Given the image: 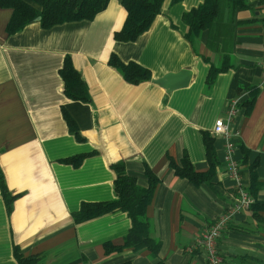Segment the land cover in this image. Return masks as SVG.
<instances>
[{
  "label": "crops",
  "instance_id": "1",
  "mask_svg": "<svg viewBox=\"0 0 264 264\" xmlns=\"http://www.w3.org/2000/svg\"><path fill=\"white\" fill-rule=\"evenodd\" d=\"M204 1L164 0L151 27L128 42L115 38L127 18L120 0H110L92 20L51 28L34 21L14 34L7 32L13 10L0 6V168L17 195L8 211L0 187V264H19L16 246L37 255L38 264H205L197 241L238 193L227 173L225 141L213 128L233 99L248 96L240 86L259 93L252 111L240 110L230 124L239 132L235 157L242 185L249 191L255 174L257 200L264 202V0H245L243 8L222 0L214 24L191 42L183 15ZM112 55L149 69L151 79L127 81ZM66 56L88 88L87 101L63 92ZM212 65L227 69L208 88ZM185 69L192 76L184 86L158 82ZM64 111L86 140L70 131ZM204 132L215 138L218 165L210 183L196 186L171 163L187 155L196 171L207 172ZM79 154L88 155L80 166L63 161ZM119 161L143 187L146 167L159 179L147 209L161 243L157 254L106 251L107 244H124L132 226L127 212L75 222L82 203L116 198L111 164ZM259 215L251 209L233 217L218 240L223 264H264V211Z\"/></svg>",
  "mask_w": 264,
  "mask_h": 264
},
{
  "label": "trees",
  "instance_id": "2",
  "mask_svg": "<svg viewBox=\"0 0 264 264\" xmlns=\"http://www.w3.org/2000/svg\"><path fill=\"white\" fill-rule=\"evenodd\" d=\"M177 1V0H174ZM229 4L236 8L246 6L245 0H228ZM110 0H0V6L11 8L12 16L7 25V32L14 34L21 31L28 24L41 17L40 23L43 28H51L55 25L71 21L92 20L98 13L103 11ZM127 10V18L121 30L115 33L116 40L134 41L146 32L154 22L158 14L161 13L164 0H120ZM222 0H205L198 7L184 13L183 20L188 26L186 38L193 42L203 30L210 28L217 17ZM110 62L123 77L134 84L150 80L152 75L149 69L138 63H124L115 55H112ZM227 67H216L212 65L207 85L210 88L218 73L226 70ZM63 79L64 94L75 101H87L89 99L88 88L83 81L81 74L75 68L70 56H66L63 67L60 70ZM247 91V97L240 102V108L245 114H249L256 102L259 90L256 87H239V92ZM64 117L68 123L70 131L78 141L86 140V137L79 131L74 120L64 111ZM214 137L204 132V142L207 149L210 168L207 172L196 171L187 155L182 158L180 164L172 162V167L176 175L187 178L196 186L206 182H211L216 173L218 159L214 147ZM238 144H240L238 140ZM241 148H243L241 146ZM245 153V152H244ZM87 154H79L63 159L64 162L74 166H80ZM246 157V155H245ZM111 168L116 174L114 189L116 198L101 202H84L79 211L74 214L76 223H83L94 218L118 211L127 212L132 221V226L124 238L122 246L106 245L108 253L126 247L135 250L148 249L153 254H157L161 248L159 240L152 236V223L147 215V209L152 202L158 177L146 167L148 186L139 185L136 177L128 174L124 161L111 164ZM0 187L8 211L12 210L13 202L17 195H13L6 184L4 174L0 168ZM259 183L255 174L249 188L250 194L255 198L252 206L255 217L260 218L259 213L264 211V202L257 200ZM264 222V217H263ZM14 254L19 264H38L40 258L37 255L25 256L16 246ZM130 264V263H125Z\"/></svg>",
  "mask_w": 264,
  "mask_h": 264
},
{
  "label": "built area",
  "instance_id": "3",
  "mask_svg": "<svg viewBox=\"0 0 264 264\" xmlns=\"http://www.w3.org/2000/svg\"><path fill=\"white\" fill-rule=\"evenodd\" d=\"M262 85H264V74L262 76ZM240 102L239 98L233 99L229 104L226 117L218 118L213 128V134L221 136L225 141L227 173L235 181L238 193L232 206L208 226L197 241V248H201L204 251L205 264H223V259L218 250L219 238L237 213L250 211L255 203V198L242 185L241 166L235 157L239 132L232 129L230 125L241 110Z\"/></svg>",
  "mask_w": 264,
  "mask_h": 264
},
{
  "label": "water",
  "instance_id": "4",
  "mask_svg": "<svg viewBox=\"0 0 264 264\" xmlns=\"http://www.w3.org/2000/svg\"><path fill=\"white\" fill-rule=\"evenodd\" d=\"M41 17H38L36 21H40ZM192 76V71L189 69H185L181 71L177 75H171L166 77L165 79L159 80L158 82L161 83L166 88H174L176 86H184L189 83L190 78Z\"/></svg>",
  "mask_w": 264,
  "mask_h": 264
}]
</instances>
